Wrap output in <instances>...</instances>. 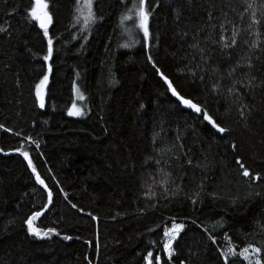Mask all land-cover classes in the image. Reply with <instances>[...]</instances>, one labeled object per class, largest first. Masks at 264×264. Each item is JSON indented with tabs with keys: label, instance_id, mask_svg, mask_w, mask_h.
<instances>
[{
	"label": "trees",
	"instance_id": "16d2710c",
	"mask_svg": "<svg viewBox=\"0 0 264 264\" xmlns=\"http://www.w3.org/2000/svg\"><path fill=\"white\" fill-rule=\"evenodd\" d=\"M132 2L93 0L97 19L86 27L75 19L76 0H47L54 51L45 62L43 30L26 19L30 0H0L6 29L0 32V125L10 129L0 128V264H146L148 251L161 264H224L220 253L228 243L238 251L247 244L264 248V179L242 177L236 164L239 157L250 173L264 176V85L241 90L250 109L244 117L226 90L227 70L238 60L250 59L253 67L245 70L254 83L264 80V21L253 26L259 36L249 34L244 0H146L152 14L145 47L141 30L121 24ZM221 22L225 42L238 32L234 49L221 51L203 39L218 40ZM194 36L207 50L206 65L190 47ZM245 40L258 41L257 48ZM157 68L229 131L215 132L183 107ZM213 68L218 72L210 76ZM45 73L41 108L35 85ZM220 74L222 86L213 91ZM74 84L84 95L82 118L67 114ZM17 148L29 152L53 193L34 225L59 235L39 238L27 230L24 221L47 203V193ZM159 169L170 174L167 185L159 183ZM174 222L185 227L169 260L163 229ZM228 264L248 262L236 256Z\"/></svg>",
	"mask_w": 264,
	"mask_h": 264
},
{
	"label": "snow or ice",
	"instance_id": "6c2138e0",
	"mask_svg": "<svg viewBox=\"0 0 264 264\" xmlns=\"http://www.w3.org/2000/svg\"><path fill=\"white\" fill-rule=\"evenodd\" d=\"M246 3V7L244 9L245 12L250 11V23L247 25V31L251 35L253 31H255V34L257 36L260 35V32L258 29H254L253 26H259L261 25L262 21H264V0H260L259 6H254V3L251 2V0H244ZM30 7L26 9V19L29 21H36L39 25V28L43 30V36L47 40V54L43 56V60L45 62H48L51 57L53 56V39L49 35V25L52 24V16L48 11V3L47 0H30ZM211 7H215V5H212ZM75 10H76V17L75 19L79 22L81 19L83 20V23L86 27L90 26L91 24H94L96 22V14L93 10V0H76L75 4ZM151 11L149 10V6L146 4V0H133L130 7L127 8V11L125 14L121 16V24L123 25L125 21H131L136 28L141 30L143 32V41L145 47L148 46L149 38H150V31H149V17L151 15ZM226 16L227 14L224 13ZM243 14H241L242 18ZM214 19L212 11L208 10V20L211 21ZM228 23H231V21H228ZM210 27L215 28L216 25H210ZM219 28L221 30L219 39H213L209 35H205L203 39L211 44H217L220 46L221 51L225 48H232L234 49L238 43L237 36L238 32L233 31L232 36L230 40L225 42V36L223 35L224 31H227L225 28V23L221 22L219 24ZM6 29L3 26H0V32H4ZM131 31V29H129ZM204 28L201 27L198 29V32L196 35L199 34V32H203ZM194 43L190 45V47L197 50V52L200 53L201 61L203 64L208 63L209 57L205 55V52L207 51L205 48L200 46L199 40L195 38L194 36ZM246 45H248L249 49H255L258 46V41L253 40L251 43H249L247 40L244 41ZM123 47H128V45H123ZM230 55V54H229ZM258 58V57H257ZM149 62H152L151 55L148 56ZM155 67V65H153ZM198 68H201V71H205L206 69L201 66V64H197ZM253 67L250 59H247L244 61V63H240L238 60L236 64L232 65L226 73L227 78L231 81L230 85L227 87V93L228 96L232 98L233 104H236L238 106L239 115L241 117L245 116V111H248V106L243 102V92H248L251 89L259 88L262 85H264V80H260L259 83H254V81L257 80L255 76L250 75L249 71ZM52 68L51 65H48V73H51ZM157 72H160V70L157 68ZM218 72V69L213 68L212 73H209L211 76L213 73ZM48 73H45L40 79L39 83L35 85L36 89V96L40 101V107H44V89L47 86L49 82V75ZM192 74L195 76V71L192 72ZM161 78L164 80L165 84H167L168 90L171 92L172 96L176 97L180 104L186 106L187 108L193 110L195 113L200 114L202 116V119L207 122L208 125L211 126L212 129L215 130V132L219 134H224L225 132L229 131L226 127L222 126L221 124L216 122V119L209 114V112L203 108L202 106L194 103L191 99H187L184 96H182L177 89L173 86L172 82L168 79V77L164 76L162 72H160ZM201 80H203V76L200 77ZM225 78V74H220L219 78L217 79L216 83L213 84L212 88L213 91H219L221 85V81ZM239 86V87H237ZM73 92L76 94L75 99L72 101V106L68 108L67 114L69 116H81L84 113L82 110L77 107L76 100H84V95L80 93L79 89L73 85ZM0 128H4L3 125H0ZM5 131H10V129L4 128ZM33 143H36L35 141H32ZM39 147L37 143V148ZM182 147V146H181ZM233 149H235V144L232 145ZM16 152L21 155L24 160L27 161V166L29 169H31L35 181L37 184L43 186L45 192L47 193V203L43 204L41 207V210L39 211H33L30 216L27 217V219L24 221V223L27 225V230L29 234L34 235L39 238H48L52 234L59 235L57 230L53 227L48 228H40L36 227L34 225V221H36L38 218H40L45 211L49 208V205L53 203V193L49 186L45 183V180L41 178V175L38 173L36 167L33 164L32 159L29 158V152L24 151L21 148L15 149ZM188 164H191L192 161L189 159ZM157 164L160 163L159 160L156 161ZM236 164L239 166V169L241 171V175L244 178H249L251 181L255 182L257 180L264 179V176H261L260 173L252 174L250 173V170L245 166V164L242 162V160L237 157L236 158ZM158 173L160 175L159 183L161 185H167L170 183L169 176L170 174L164 170L159 169ZM60 191L63 192V188H60ZM165 191H168V189L165 187ZM177 191H179V188L177 187ZM196 195H199V193H196ZM65 197L67 198V194L65 193ZM191 199V197H189ZM196 201L193 199V203ZM73 208H77L76 204L71 205ZM80 211H83V209H79ZM89 216H91L92 220H96V216H92L91 213H88ZM185 225L183 223H173L171 228L165 227L163 229V251L168 256L169 260L174 255V248H173V242L177 240V237L181 233V231L184 229ZM264 227V226H262ZM65 240L71 239L69 236L63 237ZM209 239L216 243L214 236H209ZM225 239H228L227 235H225ZM98 247V245H97ZM222 257H224V264H228L229 255L232 257L236 256H242L244 260L248 261V264H264V248L254 246L253 244H247L243 249L237 253L236 250L229 246L226 251H222L220 253ZM87 259V257H86ZM143 259L146 261V264H153V252L148 251L147 255L143 257ZM155 264H161V257L159 254H157L154 257ZM89 264H91V261H89Z\"/></svg>",
	"mask_w": 264,
	"mask_h": 264
},
{
	"label": "rangeland",
	"instance_id": "374dc122",
	"mask_svg": "<svg viewBox=\"0 0 264 264\" xmlns=\"http://www.w3.org/2000/svg\"><path fill=\"white\" fill-rule=\"evenodd\" d=\"M48 85V84H47ZM77 88H78V85L76 84L75 85ZM46 89H47V86L45 87V89H44V96H43V100H44V104H45V95H46ZM79 89V88H78ZM80 91V90H79ZM81 93V92H80ZM75 97H76V94L74 93V99H75ZM38 99V98H37ZM38 103L40 104V101H39V99H38ZM76 104H77V107H79L81 110H82V112L85 114V112H84V108H83V100H76ZM84 114L83 115H81V116H76V117H73V116H69V117H73V118H82L83 116H84ZM174 223H176V224H179V222H174ZM172 227V226H171ZM170 227V228H171ZM178 238V237H177ZM174 243H175V241L173 242V248H174ZM229 246H231V247H233L234 249H235V247L234 246H232V245H230L229 243L226 245V247H225V251L227 250V248L229 247ZM236 250V249H235ZM236 252L237 253H239L240 251H238V250H236ZM239 256V255H238ZM229 257H232L231 255H229ZM239 257H241V258H243L242 256H239ZM248 262V261H247ZM153 264H155V262H154V259H153Z\"/></svg>",
	"mask_w": 264,
	"mask_h": 264
},
{
	"label": "water",
	"instance_id": "95a60500",
	"mask_svg": "<svg viewBox=\"0 0 264 264\" xmlns=\"http://www.w3.org/2000/svg\"><path fill=\"white\" fill-rule=\"evenodd\" d=\"M176 98V97H175ZM176 100H177V98H176ZM178 101V100H177ZM179 102V101H178ZM182 105V104H181ZM183 107H185L186 109H189V108H187L186 106H184V105H182ZM189 110H191V109H189ZM193 113H195L193 110H191ZM196 115H200V114H197V113H195Z\"/></svg>",
	"mask_w": 264,
	"mask_h": 264
}]
</instances>
